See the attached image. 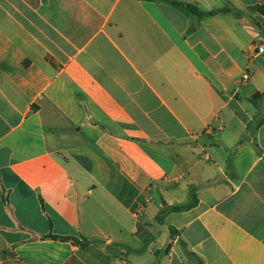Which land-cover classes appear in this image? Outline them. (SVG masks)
<instances>
[{
    "label": "crops",
    "instance_id": "obj_1",
    "mask_svg": "<svg viewBox=\"0 0 264 264\" xmlns=\"http://www.w3.org/2000/svg\"><path fill=\"white\" fill-rule=\"evenodd\" d=\"M260 3L0 0V264H264Z\"/></svg>",
    "mask_w": 264,
    "mask_h": 264
},
{
    "label": "trees",
    "instance_id": "obj_2",
    "mask_svg": "<svg viewBox=\"0 0 264 264\" xmlns=\"http://www.w3.org/2000/svg\"><path fill=\"white\" fill-rule=\"evenodd\" d=\"M173 4L179 8L186 9L192 15H196L199 18H203L206 16H213V15H216L218 13L228 11L227 9H219V10H212L209 12H205V11L200 10L196 6H193L190 4H183V3H180L178 1H173ZM252 9L264 16V3H260L259 5L254 6ZM263 100H264V92L255 95L251 101L253 102V104L256 107H259L260 102H262ZM182 209H183L182 207H174L173 208L174 211H180ZM45 237L46 238H52L55 240H61V241H72L74 244L82 246V247H86L92 243L89 240H87L86 238H83V240H79V239L72 237V236H55V235L50 234V235L45 236Z\"/></svg>",
    "mask_w": 264,
    "mask_h": 264
},
{
    "label": "built area",
    "instance_id": "obj_3",
    "mask_svg": "<svg viewBox=\"0 0 264 264\" xmlns=\"http://www.w3.org/2000/svg\"><path fill=\"white\" fill-rule=\"evenodd\" d=\"M257 53H264V43H262V45H260L258 48H257ZM249 79V73L246 72L243 76V80L247 81Z\"/></svg>",
    "mask_w": 264,
    "mask_h": 264
}]
</instances>
